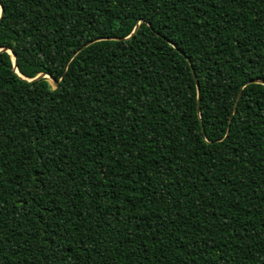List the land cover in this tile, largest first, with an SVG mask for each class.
Wrapping results in <instances>:
<instances>
[{"label":"trees","instance_id":"obj_1","mask_svg":"<svg viewBox=\"0 0 264 264\" xmlns=\"http://www.w3.org/2000/svg\"><path fill=\"white\" fill-rule=\"evenodd\" d=\"M0 5V264H264V0Z\"/></svg>","mask_w":264,"mask_h":264},{"label":"water","instance_id":"obj_2","mask_svg":"<svg viewBox=\"0 0 264 264\" xmlns=\"http://www.w3.org/2000/svg\"><path fill=\"white\" fill-rule=\"evenodd\" d=\"M0 7H1V12H0V19H1V17L3 16V7L0 5ZM138 28H139V24L135 27V29H134V31H133V33L132 34H134L137 30H138ZM131 36V35H130ZM109 39H112V40H118V38H109ZM98 40H101V39H97L96 41H98ZM91 43H93V42H89V43H87L86 45H84V47H86L87 45H90ZM83 47V48H84ZM9 51V53L11 54V55H13V58H14V68H15V70H16V72L19 74V72H18V69H17V61H16V55L11 51V50H8ZM40 77H47V78H49L53 83H54V85L56 86V87H58V82L53 78V77H51L50 75H48V74H41V75H39L36 79H38V78H40ZM30 81H32V80H30ZM258 82H260L259 80H253V81H251L250 83H258ZM198 86V85H197ZM200 90H199V86H198V92H199ZM200 102V101H199ZM199 105H198V109H199Z\"/></svg>","mask_w":264,"mask_h":264}]
</instances>
